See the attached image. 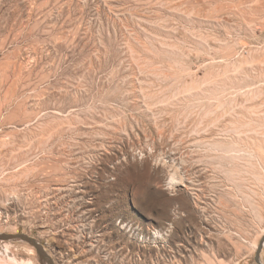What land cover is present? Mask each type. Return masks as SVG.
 I'll use <instances>...</instances> for the list:
<instances>
[{"label": "rangeland", "instance_id": "1", "mask_svg": "<svg viewBox=\"0 0 264 264\" xmlns=\"http://www.w3.org/2000/svg\"><path fill=\"white\" fill-rule=\"evenodd\" d=\"M0 234L53 264H264V0H0Z\"/></svg>", "mask_w": 264, "mask_h": 264}, {"label": "water", "instance_id": "2", "mask_svg": "<svg viewBox=\"0 0 264 264\" xmlns=\"http://www.w3.org/2000/svg\"><path fill=\"white\" fill-rule=\"evenodd\" d=\"M0 241H13V242L26 243L35 249L38 258L42 263L53 264L51 262V260L49 259V257L43 251V248L40 246V244L36 240H34V239H32L26 235H23V234H0ZM260 249H261V246L258 248V250L256 252V260H257L258 254L260 252Z\"/></svg>", "mask_w": 264, "mask_h": 264}, {"label": "flooded vegetation", "instance_id": "3", "mask_svg": "<svg viewBox=\"0 0 264 264\" xmlns=\"http://www.w3.org/2000/svg\"><path fill=\"white\" fill-rule=\"evenodd\" d=\"M261 264V263H260Z\"/></svg>", "mask_w": 264, "mask_h": 264}]
</instances>
